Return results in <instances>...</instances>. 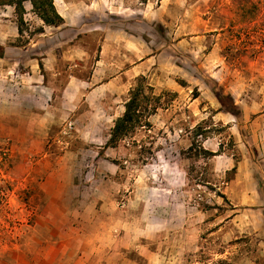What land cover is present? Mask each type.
I'll return each instance as SVG.
<instances>
[{
  "label": "rangeland",
  "instance_id": "374dc122",
  "mask_svg": "<svg viewBox=\"0 0 264 264\" xmlns=\"http://www.w3.org/2000/svg\"><path fill=\"white\" fill-rule=\"evenodd\" d=\"M77 1L87 58L58 60L56 76L40 66L49 102L13 86L30 72L13 68V37L0 58V264H264V0ZM121 58L144 71L110 84L106 109L123 115L141 75L164 97L106 153L83 129L113 118L93 117L83 93L65 117L60 96L70 76L109 81ZM210 80L240 117L220 109ZM220 144L211 159L199 152Z\"/></svg>",
  "mask_w": 264,
  "mask_h": 264
},
{
  "label": "crops",
  "instance_id": "0c3cea01",
  "mask_svg": "<svg viewBox=\"0 0 264 264\" xmlns=\"http://www.w3.org/2000/svg\"><path fill=\"white\" fill-rule=\"evenodd\" d=\"M55 6L59 14L64 18L65 22L59 26H50L45 25L44 21L39 18L33 12V5L31 1H26L24 3L26 8L25 21L30 25L33 20L39 27H43V32H34L28 31L25 29L22 34L19 32L18 18L14 6L6 5L0 7L10 9V13L4 14L5 18H0V43L5 46V56L8 54L9 46L5 43L9 37H13V68L16 66L22 65L24 68H27V73H19L21 79L13 82V86L16 87L20 93H29L31 92V87L43 95L46 101L52 97L54 93V85L46 83L45 78H41L40 72V62L36 55L41 54L43 57L41 61L43 62L45 71L49 72L53 76H56L55 68L58 60L63 59L68 61L73 67L81 66L82 62L87 58L86 53H84L82 46L75 41L79 29L78 27L80 20V14L77 12V7L80 5V2L77 0H54ZM10 19L9 17H12ZM11 22L13 24V31L9 33L7 28L4 27L5 22ZM12 30V29H10ZM27 38L29 40H24L23 45H18L14 41ZM108 44V43H107ZM39 45V49L42 51L40 53H34V55L27 54L29 51L34 49L35 46ZM109 47V46H108ZM43 48V49H42ZM110 48H114V45H111ZM20 55V57H16ZM128 59V57H127ZM127 59L123 58L110 64L109 68L115 66L116 70L113 73H109V81H104L106 74L93 76L87 80H79L73 76H70L67 83L64 85L61 96L60 103L67 106L65 107L69 110H66L65 117L72 115L74 112L73 108H76V101L80 95L84 94V99L92 107L91 114L93 117L96 116H109L113 118L112 124L108 125L106 122H102L97 125V128H92L95 125L94 120L90 121L87 126L83 129V135L85 139H88L94 144L103 145L106 144L109 137V131L111 130L114 124V118L118 117L119 114H115L114 110L106 109L103 106L104 99L109 95L108 89L110 84L118 82L119 79H122V84L125 80L130 77L137 76L143 73V62H139L142 58L135 61L132 65L127 63ZM108 69V68H107ZM102 149L104 147H101ZM112 147H107L105 152L107 153ZM124 227V226H122Z\"/></svg>",
  "mask_w": 264,
  "mask_h": 264
},
{
  "label": "trees",
  "instance_id": "16d2710c",
  "mask_svg": "<svg viewBox=\"0 0 264 264\" xmlns=\"http://www.w3.org/2000/svg\"><path fill=\"white\" fill-rule=\"evenodd\" d=\"M26 1L32 2L33 12L44 21L45 25L59 26L65 22L64 18L57 11L54 0H0V7L6 5L15 7L20 34H22L25 29L29 28V25L24 18L25 13L27 12L24 5ZM237 5L240 9H243L240 2H237ZM43 31V27H38L34 32ZM4 57L5 47L0 44V58ZM40 66L43 67L41 61ZM179 82L185 86L184 80H179ZM210 85L214 95L221 104L220 109L240 117L241 109L238 104H236L233 96L230 93H227L215 80H210ZM151 90H153V87L147 83V78L144 75L139 76L137 79V85L131 89L130 97L125 103V112L115 120L106 147H116L122 140L132 136L137 128L150 125V116L157 112V109L162 105V98L164 97V93L161 95H150L148 92ZM168 93L177 95L175 92ZM196 93L198 94L197 89ZM197 96L198 95H196L195 98ZM222 147V144H220V150L214 152L204 146H200L199 152H202L207 159H211L222 153ZM190 149L194 150L193 146H191ZM235 169L236 166L233 170ZM221 196L226 198L224 194H221Z\"/></svg>",
  "mask_w": 264,
  "mask_h": 264
},
{
  "label": "built area",
  "instance_id": "2783aa9c",
  "mask_svg": "<svg viewBox=\"0 0 264 264\" xmlns=\"http://www.w3.org/2000/svg\"><path fill=\"white\" fill-rule=\"evenodd\" d=\"M70 127H72V126H70Z\"/></svg>",
  "mask_w": 264,
  "mask_h": 264
}]
</instances>
